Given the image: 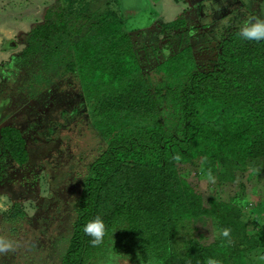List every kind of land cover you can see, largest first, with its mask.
I'll return each instance as SVG.
<instances>
[{
	"label": "trees",
	"instance_id": "1",
	"mask_svg": "<svg viewBox=\"0 0 264 264\" xmlns=\"http://www.w3.org/2000/svg\"><path fill=\"white\" fill-rule=\"evenodd\" d=\"M75 4L60 0L48 9L14 61L38 58L77 78L90 124L105 144L89 165L60 264H106L112 246L128 264L221 262L228 253V239L217 235L223 228L244 249L264 255V239L252 237L255 219L215 199L206 207L180 172L200 160L221 182L249 169L264 174V41L230 32L209 71L199 70L191 47H184L157 65L161 79L154 85L122 18L108 9L92 13L95 20L82 34L71 26L82 14ZM184 27L178 18L159 30ZM0 145L17 165L26 164L18 129L2 127ZM11 214L24 215L17 204ZM96 216L106 227L100 247L83 232Z\"/></svg>",
	"mask_w": 264,
	"mask_h": 264
},
{
	"label": "rangeland",
	"instance_id": "2",
	"mask_svg": "<svg viewBox=\"0 0 264 264\" xmlns=\"http://www.w3.org/2000/svg\"><path fill=\"white\" fill-rule=\"evenodd\" d=\"M75 1L74 8L82 14L71 26L82 34L95 13L108 9L122 18L154 85L161 79L157 65L173 53L190 46L198 69L209 71L230 32L239 30L249 15L264 19V0ZM175 1L181 2L182 14L173 7ZM59 4L60 0H0V129H18L28 155L26 164L19 166L0 145V236L15 242L14 251L0 254V264L61 263L89 165L105 148L90 124L77 78L63 66L38 58L14 62L28 47L32 29L45 23L46 11ZM84 6L87 9L81 11ZM181 17L186 27L160 32L161 24ZM180 172L206 207L215 199L238 209L242 218L255 219L252 237L264 239V174L249 169L236 174L233 182L216 178L212 183L200 160ZM14 204L23 217L12 216ZM202 231L210 236L208 229ZM225 247L228 253L220 264H264L259 249L246 250L236 238L227 240ZM118 264L128 263L119 259Z\"/></svg>",
	"mask_w": 264,
	"mask_h": 264
},
{
	"label": "clouds",
	"instance_id": "3",
	"mask_svg": "<svg viewBox=\"0 0 264 264\" xmlns=\"http://www.w3.org/2000/svg\"><path fill=\"white\" fill-rule=\"evenodd\" d=\"M238 35L249 41H264V19H261L255 15L247 16L239 26ZM179 159V156L176 157ZM207 179L209 182L214 183L215 178L211 171L207 172ZM83 232L90 237V244L92 247H100L104 244V238L106 235V227L103 219L100 216H96L85 223L83 226ZM220 237L230 240L231 229L223 228L217 233ZM15 249V242L7 239L4 236H0V254H5ZM120 254L114 251L113 246L108 254L106 264H118ZM260 260H264V255L259 256ZM151 264V262H150ZM207 264H220L219 261L209 258Z\"/></svg>",
	"mask_w": 264,
	"mask_h": 264
},
{
	"label": "crops",
	"instance_id": "4",
	"mask_svg": "<svg viewBox=\"0 0 264 264\" xmlns=\"http://www.w3.org/2000/svg\"><path fill=\"white\" fill-rule=\"evenodd\" d=\"M180 4H181V2H179V1H175V2H173V7L174 8H177V9H179L180 10V13L179 14H182L183 13V11H184V8L182 7V6H180ZM182 16V15H181ZM180 17V16H179ZM181 18H183V17H181ZM185 19V18H184Z\"/></svg>",
	"mask_w": 264,
	"mask_h": 264
}]
</instances>
